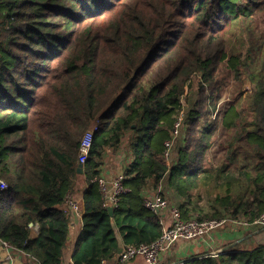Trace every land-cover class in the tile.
Wrapping results in <instances>:
<instances>
[{"label": "trees", "instance_id": "1", "mask_svg": "<svg viewBox=\"0 0 264 264\" xmlns=\"http://www.w3.org/2000/svg\"><path fill=\"white\" fill-rule=\"evenodd\" d=\"M254 14L264 18V0H0V179L7 185L0 191V240L39 264H64L71 229L66 195L78 176L80 135L92 123L97 131L82 173L87 187L78 201L82 231L69 264L114 261L123 246L159 238L162 226L144 207V190L164 181L181 199L184 219L193 218L188 203L200 187L225 193L213 200L223 210L213 207L209 218H258L264 79L249 97L253 119L233 137L222 165L204 164L217 123L207 128L204 121L200 132L199 99L181 126L186 136L176 159L164 157L181 99L194 89L204 98L207 88L214 92L217 65L231 62L228 30L241 15ZM238 116L231 106L222 122L233 127ZM125 135L132 161L122 174L130 192L109 215L92 180L105 149ZM29 224L39 226L34 239ZM182 264H264V245Z\"/></svg>", "mask_w": 264, "mask_h": 264}, {"label": "rangeland", "instance_id": "2", "mask_svg": "<svg viewBox=\"0 0 264 264\" xmlns=\"http://www.w3.org/2000/svg\"><path fill=\"white\" fill-rule=\"evenodd\" d=\"M225 41L226 53L231 62L225 60L217 65L214 74V92L211 93V87L207 88L205 91L206 96L204 98V96H199L196 89H194L189 91L181 99L182 127L186 115L189 111L194 109L193 105L196 104L198 99L200 103L198 109L201 111V121L200 124H198L200 132H203L204 121L207 122V128L211 125L210 123L213 120L217 123L213 134L207 139L208 147L204 152L205 166L222 165L227 153L228 145L233 137L242 127H249L253 119L248 107L249 97L253 93L256 83H258L259 80L264 79L263 16L260 14H254L250 17L241 15L228 30ZM252 49H255V51ZM232 64H236V72L231 68ZM231 106L235 107L239 116L235 121L234 126L228 128L222 122V118L224 113ZM231 121L232 118L227 116L225 120L226 124H229ZM92 125L93 123L90 126ZM200 134L202 136V133ZM82 135H80V138ZM185 136V129L180 130V136L176 139L171 149L168 160L169 163H172L176 159L178 149L181 147ZM127 137L128 135H125L121 142V145L124 148L125 145L128 144ZM161 185L160 191L165 192L164 197L167 198L172 205L178 207L181 199L176 197L173 193L165 191L167 189L165 181L162 182ZM164 185L166 189L164 188ZM223 194L225 195L223 190L221 192L218 191V189L213 190L209 187H200L193 190L191 192V201L188 203L190 212L193 213V217L209 219V215L214 208L219 209L218 211H222L223 207L215 204L213 200L216 195L223 196ZM263 235L264 233H262V236ZM262 236H260L259 239H262ZM257 241L259 240H256V242Z\"/></svg>", "mask_w": 264, "mask_h": 264}, {"label": "built area", "instance_id": "3", "mask_svg": "<svg viewBox=\"0 0 264 264\" xmlns=\"http://www.w3.org/2000/svg\"><path fill=\"white\" fill-rule=\"evenodd\" d=\"M182 122V115H180L171 132L170 140L166 141L164 144V157L167 160H169L174 142L180 136ZM96 131L97 125L96 123H93V125L90 126L80 138L77 150V165L80 164L84 167L86 164ZM124 181L125 177L122 173L109 180L102 176L92 180V182L98 186L101 194L102 208H112V210H114L118 207L120 199L130 192V189L125 186ZM6 188L7 185L5 181L0 179V191L5 190ZM66 204L75 215H81L78 202L73 199L70 193L66 195ZM144 207L158 216L159 223L162 226V234L160 237L148 244L123 246L115 261L104 260L101 264H124L138 256L142 257L146 264H159L162 254L169 246L179 241L207 237L212 231L226 224L231 225L235 229H246L252 226H260L264 228V211L252 222L232 219L231 217H224L221 219H198L197 217H193L190 219H184L179 208L172 205L168 199L162 196L159 192L153 196L144 197ZM166 211L169 212L171 218V224L169 226L164 225L160 216L161 213ZM33 225L34 224H29V228H33ZM2 242L5 246H10L7 242Z\"/></svg>", "mask_w": 264, "mask_h": 264}, {"label": "crops", "instance_id": "4", "mask_svg": "<svg viewBox=\"0 0 264 264\" xmlns=\"http://www.w3.org/2000/svg\"><path fill=\"white\" fill-rule=\"evenodd\" d=\"M121 144L122 143L113 149H105L100 166V176L108 180L112 179L116 175L123 173L131 163L132 154L129 145H125L124 148ZM77 174L78 176L75 178L70 194L73 199L78 202L87 187V183L82 174ZM161 186L157 190L147 187L144 190V197L153 196L158 192L163 193L164 191H160ZM164 188L166 189L165 185ZM165 191L170 193L168 188ZM163 194H165V192ZM67 210L71 220V229L68 242L69 247L66 249L63 256L65 261L64 264H69V256L71 255L72 246L82 231L81 215H75L68 207ZM160 216L164 225L169 226L171 224V218L168 211L161 213ZM262 233H264V228L260 226H252L246 229H235L231 225L226 224L212 231L207 237L179 241L169 246L162 254L159 264H180L191 258L207 254L215 255L230 250L234 252L249 250L257 245H264V235L262 236ZM38 235L39 226L34 224L33 228H29V238L34 239ZM260 236H262V239H259ZM256 240L259 241L256 242ZM0 264H39V262L15 247L5 246L2 240H0ZM124 264L146 263L142 257L138 256Z\"/></svg>", "mask_w": 264, "mask_h": 264}, {"label": "water", "instance_id": "5", "mask_svg": "<svg viewBox=\"0 0 264 264\" xmlns=\"http://www.w3.org/2000/svg\"><path fill=\"white\" fill-rule=\"evenodd\" d=\"M77 172H78L79 174H82V173H83V167H82V165H80V164L77 165ZM107 211H108L109 215H112V213H113L112 208H108ZM120 252H121V249L118 250V254H119ZM188 261H189V260H188ZM188 261H183V262H181L180 264H182V263H184V262H188Z\"/></svg>", "mask_w": 264, "mask_h": 264}]
</instances>
